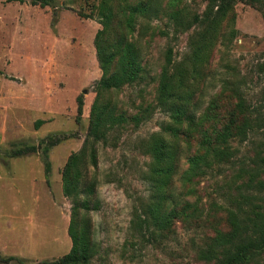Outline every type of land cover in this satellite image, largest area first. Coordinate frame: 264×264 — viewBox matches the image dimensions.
<instances>
[{
  "label": "rangeland",
  "instance_id": "rangeland-1",
  "mask_svg": "<svg viewBox=\"0 0 264 264\" xmlns=\"http://www.w3.org/2000/svg\"><path fill=\"white\" fill-rule=\"evenodd\" d=\"M99 1L50 0L40 7L0 0V264H39L59 259L71 248V202L62 194L61 171L86 137L94 85L102 75L94 44L101 26L90 16ZM155 1L159 13L170 5V0ZM205 6L203 0L179 5L191 17L201 16ZM196 30L175 32L165 17H146L130 38L143 65L141 79L107 98L112 109L128 115L149 107L148 119L95 145L96 165L87 169L98 206L89 214L97 245L91 264H205L197 256L198 247L213 229L227 230L225 211L234 209L237 188L248 178L242 169L251 166L260 150L264 128L233 142L232 160L196 180V199L209 224L196 229L177 223L175 237L159 246L140 244L128 231L132 207L148 195L143 173L150 157L138 144L169 121L156 106L165 51L171 48L173 60L181 61ZM226 32L228 41H219L206 66L195 95L196 110L215 100V111L226 115L237 103L231 91L236 88L251 111L264 117V6L235 3L232 21L222 30ZM224 80L235 88L221 92ZM79 96L83 107L77 121ZM38 120L43 124L35 128ZM61 136L66 139L46 149L48 137ZM177 141L182 171L187 157L198 151L197 137L181 135Z\"/></svg>",
  "mask_w": 264,
  "mask_h": 264
},
{
  "label": "trees",
  "instance_id": "trees-1",
  "mask_svg": "<svg viewBox=\"0 0 264 264\" xmlns=\"http://www.w3.org/2000/svg\"><path fill=\"white\" fill-rule=\"evenodd\" d=\"M13 1V0H7ZM28 1L45 7L50 0ZM186 0H170L167 10L159 13L155 0H100L90 16H96L101 29L94 44L101 78L94 85L96 98L90 109L86 137L81 148L72 153L62 171V194L71 202L67 229L71 241L69 252L59 259L39 264H91L97 253L90 212L97 208L94 199V181L88 180L87 169L96 165L95 145L110 134L131 124L138 127L148 119L149 107L140 114L128 115L112 109L107 98L111 91L130 86L141 79L143 65L132 44L139 20L165 17L175 32L197 29L191 38L185 57L175 62L172 49L167 48L160 70L156 106L167 114L169 121L161 131L153 133L138 144V149L150 157L143 180L148 195L132 207L128 231L132 239L159 246L164 239L175 237V225L188 228L209 224V215L196 199V180L203 178L214 166L232 160V143L243 142L250 134L264 128V117L250 109L234 84L222 81V90L230 89L237 103L224 116L215 111V100L201 112L196 110L195 95L206 76V66L213 50L230 33L222 30L232 21V7L237 2L262 5L264 0H203L206 3L201 16H186L179 5ZM230 27V26H229ZM228 27V29H229ZM163 34V33H162ZM229 34V35H228ZM83 101L77 97V118L82 114ZM43 121L38 120L35 128ZM197 137L198 151L187 157L186 169L180 171L181 135ZM66 138H50L46 149ZM251 166L242 169L248 178L237 188L234 209H226L227 230L213 229V235L197 249V256L205 264H264V142L259 145ZM47 176L49 163L44 169ZM11 259V258H10ZM8 259V260H10Z\"/></svg>",
  "mask_w": 264,
  "mask_h": 264
}]
</instances>
